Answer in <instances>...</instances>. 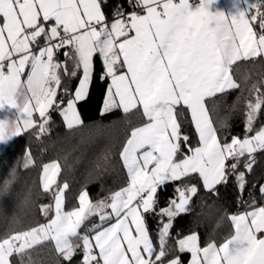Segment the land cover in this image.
I'll return each mask as SVG.
<instances>
[{"label": "snow or ice", "instance_id": "1", "mask_svg": "<svg viewBox=\"0 0 264 264\" xmlns=\"http://www.w3.org/2000/svg\"><path fill=\"white\" fill-rule=\"evenodd\" d=\"M219 2L129 0L139 11H118L109 25L102 0H0V110H15L0 118V145L37 126L44 134L50 110L59 109L67 129L82 127L77 103L88 96L97 55L101 79H110L101 115L119 108L125 114L142 111L144 117L120 152L127 185L95 202L85 189L68 211L69 186H58L47 223L0 237V264H15L14 257L25 264L30 250L44 242H54L68 264L77 250L82 264H182L174 252L190 254V264H264V206L255 202L251 210L230 216L233 233L220 244L202 246L196 233L177 236L174 247L169 243L174 219L190 210L199 192L196 184L176 188L177 197L159 210L155 240L146 219L156 213L162 186L193 174L214 195L234 174L243 191L255 154L264 152V126L254 127L264 110L260 87L253 85L254 99L245 104L243 137L222 139L217 123L225 121L213 117L216 98L240 89L234 78L240 62L264 61V0H242L243 7L241 0H231L233 10L227 11ZM257 21L259 32L253 27ZM61 50L63 63L56 59ZM78 74L74 92L64 90L67 101L58 98L62 77ZM184 112L198 135L196 147L182 133ZM33 163L27 154L23 167ZM60 171L58 162L43 165L44 192L52 190ZM16 178L10 172L0 186L6 192ZM260 191L264 195V185ZM52 210L41 206L45 217ZM92 218L98 223L87 227Z\"/></svg>", "mask_w": 264, "mask_h": 264}, {"label": "trees", "instance_id": "2", "mask_svg": "<svg viewBox=\"0 0 264 264\" xmlns=\"http://www.w3.org/2000/svg\"><path fill=\"white\" fill-rule=\"evenodd\" d=\"M119 7L127 11L134 9L129 0H102L106 22L113 20ZM255 26L258 30L259 26ZM64 51L66 50H61L56 56L62 63L65 61ZM98 57L97 55L94 60V75L88 96L77 103V111L83 120L82 127L67 129L59 109L50 110L48 130L44 134H40L37 126L15 137L0 153V181L13 171L17 177L6 192L0 186V237L47 223L53 210L45 217L41 213V206H53V193L64 183L69 186L65 191V210L77 206V195L85 189L95 202L109 197L126 184L127 176L119 152L130 130L143 122L144 118L142 111L133 110L125 114L118 108L101 115L108 80L101 79L103 69ZM68 67L71 69L73 65L69 62ZM79 78V74L76 77L63 76L58 98L66 102L68 96L64 90L67 89L68 93L74 92ZM234 78L240 84V89L231 90L216 98L213 111L215 120L225 121L224 126L217 123L218 135L228 140L234 136L245 135V104L247 100L254 99L253 85L264 91V61L240 62ZM209 107L212 108V104ZM179 120L184 135L190 138L193 147L197 146L198 139L189 114L184 112ZM262 126L264 110L258 114L254 127L259 129ZM29 153L34 163L25 169L23 164ZM53 161L60 164L61 171L52 190L44 192L40 184L41 170L43 165ZM239 171H244L243 161ZM189 184L198 185L199 192L192 198L190 210L174 219L169 243L174 247L177 236L184 237L193 232L198 234L201 245L222 242L231 233L229 216L251 209L253 202L257 207L264 200L260 191V187L264 185V152L255 154L254 166L246 173V186L243 191L238 189L234 174L229 175L226 184L218 186V195L205 191L196 174L162 186L157 192L156 213H149L146 217L154 240L159 227V210L170 199L176 198V188ZM96 223L98 220L92 218L86 225L91 227ZM30 254V259L25 257V264H68L56 252L53 242L36 246L34 250H30ZM173 254L179 255L175 252ZM82 255V250H77L70 264H82ZM180 258L184 261V255ZM13 259L15 264H20L18 257Z\"/></svg>", "mask_w": 264, "mask_h": 264}, {"label": "crops", "instance_id": "3", "mask_svg": "<svg viewBox=\"0 0 264 264\" xmlns=\"http://www.w3.org/2000/svg\"><path fill=\"white\" fill-rule=\"evenodd\" d=\"M219 7H221V9L222 10H233V9H231V0H220V2H219V5H218ZM240 7H243V3H242V0H241V4H240ZM114 20H112L111 22H106V23H108L109 25H111V23L113 22ZM255 25H258L259 26V23H258V21L257 22H254L253 23V27H254V29L257 31V32H259V29L257 30L256 29V26ZM41 46H43V40H41ZM99 56V55H98ZM98 58H100L101 59V57L99 56ZM108 80V83H107V86H106V90H105V95H104V98H103V102H102V106H103V103H104V100H105V97H106V91H107V89H108V87H109V84H110V79H107ZM77 87H78V84H77ZM76 87V88H77ZM102 106H101V109H102ZM119 109V108H118ZM121 110V109H120ZM122 111V110H121ZM8 114L9 116H12V114L13 113H15V110L14 109H11V110H8V109H3V110H0V118H2L5 114ZM189 117H190V115H189ZM36 121H37V124L38 123H40L41 122V119H40V117H39V114L38 113H34V117H33ZM144 118V117H143ZM191 120V119H190ZM143 122H144V120H143ZM143 122H141L139 125H137V126H135V127H139V126H141L142 125V123ZM192 123V122H191ZM192 125H193V123H192ZM135 127H133V128H135ZM132 128V129H133ZM193 128H194V125H193ZM132 129L130 130V132H129V135H130V133H131V131H132ZM194 131H195V128H194ZM182 133L184 134V132H183V130H182ZM195 133H196V131H195ZM129 135L127 136V138L129 137ZM196 136H197V139H198V135H197V133H196ZM127 138H126V140H127ZM13 140V139H12ZM11 140V141H12ZM126 140H125V142H126ZM10 141V142H11ZM9 142V143H10ZM125 142H124V144H125ZM123 144V145H124ZM8 145V144H7ZM7 145H0V153L4 150V148L7 146ZM197 146H198V144H197ZM123 147V146H122ZM196 147V146H195ZM121 150H122V148H121ZM121 152V151H120ZM119 152V153H120ZM120 159H121V157H120ZM54 162V161H53ZM48 163H51V162H48ZM48 163H46V164H48ZM121 163H122V161H121ZM123 165V164H122ZM124 167V166H123ZM42 169H43V167H42ZM124 170H125V168H124ZM125 173H126V170H125ZM126 176H127V173H126ZM40 184H41V187H42V170H41V174H40ZM127 183H128V176H127V181H126V184L124 185V186H126L127 185ZM124 186H122V187H120L119 189H121V188H123ZM119 189H117V190H119ZM116 190V191H117ZM77 196H79V195H77ZM54 197V196H53ZM64 201H65V197H64ZM65 203V202H64ZM77 206H78V197H77ZM76 206V207H77ZM260 206H264V200H262L261 201V204L259 205V206H257V207H260ZM73 209V208H72ZM72 209H70V210H72ZM249 210H251V209H249ZM249 210H247V211H249ZM66 211H68V210H66ZM243 212H245V211H243ZM243 212H240V213H243ZM54 215V201H53V214H52V216ZM229 220H230V216H229ZM230 225H231V233H230V235L233 233V225H232V222H231V220H230ZM193 233H195V232H193ZM191 234V233H190ZM189 235V234H188ZM229 235V236H230ZM187 236V235H186ZM228 236V237H229ZM224 241V240H223ZM222 241V242H223ZM222 242H219V243H217V244H220V243H222ZM53 244H54V242H53ZM208 244V243H207ZM207 244H205V245H207ZM205 245H202V246H205ZM182 255H184V261H182L181 260V258H180V260L182 261V264H190V254H188V253H182V254H180L179 253V257H181Z\"/></svg>", "mask_w": 264, "mask_h": 264}, {"label": "built area", "instance_id": "4", "mask_svg": "<svg viewBox=\"0 0 264 264\" xmlns=\"http://www.w3.org/2000/svg\"><path fill=\"white\" fill-rule=\"evenodd\" d=\"M189 2H190V3H198L199 0H189ZM134 10H135V11H139V9H132V10H130V11H127V10H125L123 7H119V8L117 9V11L115 12L114 16H113V20H114V18L116 17L118 11L122 12L124 15H127L128 13H130V12H132V11H134Z\"/></svg>", "mask_w": 264, "mask_h": 264}, {"label": "water", "instance_id": "5", "mask_svg": "<svg viewBox=\"0 0 264 264\" xmlns=\"http://www.w3.org/2000/svg\"><path fill=\"white\" fill-rule=\"evenodd\" d=\"M177 195H178V194H176V197H177ZM172 199H173V198H172ZM170 200H171V199H170ZM168 203H169V202H168ZM167 205H168V204H167ZM167 205H166V206H167Z\"/></svg>", "mask_w": 264, "mask_h": 264}]
</instances>
